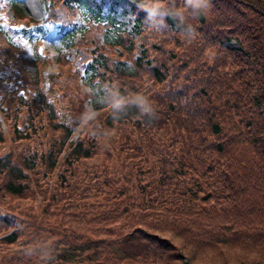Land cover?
I'll use <instances>...</instances> for the list:
<instances>
[{"label": "trees", "instance_id": "1", "mask_svg": "<svg viewBox=\"0 0 264 264\" xmlns=\"http://www.w3.org/2000/svg\"><path fill=\"white\" fill-rule=\"evenodd\" d=\"M49 1L67 31L74 0ZM138 2L140 48L109 17L74 42L73 60L59 56L73 76L50 73L45 88L35 66L24 93L19 73L1 90L0 264H191L181 257L197 252L264 264V0ZM17 35L6 24L0 47ZM83 67L96 79L85 122ZM130 234L144 242L131 255Z\"/></svg>", "mask_w": 264, "mask_h": 264}, {"label": "rangeland", "instance_id": "2", "mask_svg": "<svg viewBox=\"0 0 264 264\" xmlns=\"http://www.w3.org/2000/svg\"><path fill=\"white\" fill-rule=\"evenodd\" d=\"M17 4L21 7L19 8L21 12H17L16 9H13L14 7L11 5L7 9L6 6H3L0 4V30L3 32L6 29V24L9 22H12V24L16 25L15 22L12 20L19 18L21 19L20 25L23 26L22 28H25V31L23 32L24 36H27L29 40L23 44V51L21 53L16 54V49L14 47H9L2 44V47L4 49H7L9 51H5L0 47V95L3 90H8L5 86L6 82H13V87H16V84L18 81H16V77L19 76L17 73L20 74V77L23 79L22 86L25 87V80H29L30 77L33 78V74L35 72V66H37L42 74L43 79L41 81V86L46 85L47 81L44 76L45 72L51 67L52 70H57L58 67L54 66L53 60L50 61H40L39 63L36 62L37 58L34 56V49L36 48V45L38 43V47L41 45L45 48V50L51 51V53H56L55 51L58 48H61L62 41H63V35L56 32V27L53 23H51L46 17V11L48 9V0H16ZM120 3L124 2V0L119 1ZM127 2V0H126ZM17 5V6H18ZM125 7L127 6V3H124ZM119 9V6H117ZM5 9L9 16V21H7L6 12L3 11ZM17 15L22 16V18L17 17ZM28 19V20H25ZM35 24V25H34ZM41 33L42 35H40ZM39 38V40L37 39ZM63 38V39H62ZM8 40V39H7ZM65 41V40H64ZM151 42V39L148 40V43ZM52 56V54H50ZM58 61L59 57H58ZM23 64V66H22ZM19 65H21L19 67ZM62 66L59 67V70L61 69L63 72H65V75H72L73 72L70 68H68L67 65L61 64ZM57 72V71H56ZM55 72V73H56ZM14 75V76H12ZM73 76V75H72ZM8 79L7 81L3 82L4 79ZM2 90V91H1ZM12 90V89H9ZM50 96H53V93L49 94ZM97 99L101 100L100 97L97 96ZM83 106L87 109H92L91 105L88 101V99L84 98L83 100ZM95 109V108H93ZM92 109V111H93ZM95 111V110H94ZM23 114H25L23 112ZM23 116H21L22 118ZM87 115H85V118ZM0 126L3 129V132L6 136V145L7 142L10 140V133L8 129V125L3 119V113L0 110ZM80 126V125H79ZM38 128L39 133H41L40 137L42 136V133L44 132V128ZM75 131H78V127L75 128ZM44 134V133H43ZM39 139V138H37ZM8 147V146H7ZM121 161L129 162V157L125 154H121ZM120 174V173H119ZM150 178V177H149ZM4 199V196H3ZM143 243L141 240H139L136 236L133 234L125 236V238L122 240L123 248L125 252H128V254H135L137 251L141 250L143 247ZM19 246L22 247V243L19 244ZM250 253H243L241 255H234L233 252L231 255H221V254H206L205 252H197V254L192 255L191 257H185L182 256V261L186 262V260H190L191 264H221V262H224L226 264H234L237 262V259H241L240 264H258L255 261H252L253 259H250ZM253 256V255H251Z\"/></svg>", "mask_w": 264, "mask_h": 264}, {"label": "built area", "instance_id": "3", "mask_svg": "<svg viewBox=\"0 0 264 264\" xmlns=\"http://www.w3.org/2000/svg\"><path fill=\"white\" fill-rule=\"evenodd\" d=\"M173 26H174V28H176V26H177V22L175 20H173Z\"/></svg>", "mask_w": 264, "mask_h": 264}]
</instances>
